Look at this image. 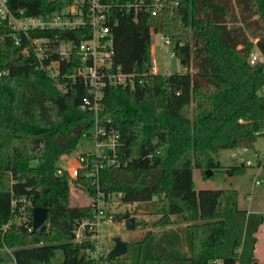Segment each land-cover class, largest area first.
Here are the masks:
<instances>
[{
	"label": "trees",
	"instance_id": "1",
	"mask_svg": "<svg viewBox=\"0 0 264 264\" xmlns=\"http://www.w3.org/2000/svg\"><path fill=\"white\" fill-rule=\"evenodd\" d=\"M125 4L132 0H103ZM153 15L140 10L111 8L113 65L136 72L143 83L134 89L110 85L103 89L101 117L120 132L121 164L99 174L102 194H122L125 202H140L158 217L146 230L125 240L129 264H214L215 247L225 239L227 223L217 210L220 198L236 205L234 189H196L192 177L198 168L222 165L215 155L224 148L250 146L264 136V64L252 66L250 38L264 55V0H161ZM71 0H8L16 14L38 15L60 10ZM238 8V13L235 12ZM230 16V18H228ZM241 22V23H240ZM254 29H248L252 23ZM243 24V25H242ZM171 40L185 71L145 75L151 65V32ZM69 39L78 44L90 28L38 30L31 36ZM249 35V36H248ZM27 41L15 44L0 19V225L8 222L12 199L31 200L28 223H13L3 234L11 253L0 250V260L15 264H48L55 250L61 264H92L86 244L72 241V229L92 206L71 204L70 176L59 172L62 154L76 150L90 134L93 114L80 108L84 81L62 76L79 63L77 57L61 62V75L51 77L40 66ZM47 50L43 59L57 58ZM193 65L196 72L188 68ZM59 84H64L60 88ZM263 131V132H262ZM43 138L35 147L33 138ZM264 165V158L258 165ZM242 166L227 168L241 172ZM75 182L88 197L96 187L79 175ZM47 208L46 227L31 232L32 208ZM173 215L175 217H173ZM121 218V215H117ZM176 224L173 228H167ZM137 226L148 222L138 219ZM234 249L221 264H237ZM264 264V263H261Z\"/></svg>",
	"mask_w": 264,
	"mask_h": 264
},
{
	"label": "built area",
	"instance_id": "2",
	"mask_svg": "<svg viewBox=\"0 0 264 264\" xmlns=\"http://www.w3.org/2000/svg\"><path fill=\"white\" fill-rule=\"evenodd\" d=\"M7 2L8 0H0V19L5 22L8 34L14 39L15 44L19 45L22 39L27 41L37 61H39V66L47 74L57 78L61 75V62L63 60L69 63L72 56L79 60V63L72 68L70 73H65L62 76L72 79L79 77L84 81L86 92L81 100L80 108L93 114L92 131L77 143L76 146L81 149H76L77 152L73 157L74 165L71 167L59 166L58 171H66L71 179H76L79 175L88 178L91 185L96 187L97 194L88 197L87 204L93 208L91 213L79 218L74 223L72 241L78 245L86 244V255L92 260V264H129L128 259L118 260L117 257L110 258L108 256L111 247L105 241V237L112 240V236H106L102 230L104 227L107 228L114 224H122L126 228L125 221L128 217L135 218L134 228H136L137 218L134 212L140 202H125L121 198V192L104 195L99 190L101 170L118 167L121 164L119 154L121 147L120 132L110 124L109 119H102L101 110L103 108L104 87L121 84L134 89L136 85L143 83V78H137L136 72L123 71L120 65H113V42L108 19L110 18V9L116 8V6L121 8L124 6L128 10L132 9L134 17L140 10L149 11L155 15L162 10L163 2L161 0H132L120 4L119 2L111 3L103 0H71L60 10L29 16L23 15L22 11L21 14L14 13L8 8ZM86 27L90 28V36L83 37L78 44L69 39L58 40L57 33L53 39L31 36V32L38 30H82ZM160 39L165 45L172 44L171 40L161 33ZM250 40L253 47L247 55L249 64L252 66L264 64V55L256 44L257 38H250ZM29 47L25 46L21 52L27 54ZM47 50L57 53L58 56L45 64L43 59L47 56ZM169 55H175L173 49ZM155 73L159 72L155 58H152L151 65L144 74L152 75ZM60 85L62 88L65 87L64 84ZM260 93L264 95L263 88ZM251 164L250 160L246 161V165ZM259 183L260 178L256 177L253 184L259 185ZM30 206L31 200L25 197L12 199L10 219L0 225V250L12 255L11 249L4 243L3 234L13 223L26 224L29 222L28 210ZM117 215H121V218H118ZM30 229H32V225ZM122 256L118 258H122ZM213 263L221 264L218 259L213 260Z\"/></svg>",
	"mask_w": 264,
	"mask_h": 264
},
{
	"label": "rangeland",
	"instance_id": "3",
	"mask_svg": "<svg viewBox=\"0 0 264 264\" xmlns=\"http://www.w3.org/2000/svg\"><path fill=\"white\" fill-rule=\"evenodd\" d=\"M238 8L235 7V12L238 13ZM230 18V16H228ZM241 23V22H240ZM243 25V24H242ZM257 23H252L248 29H254ZM249 36V35H248ZM253 39V38H251ZM151 58H155L157 70L162 74H170V72L185 71L175 55L170 56L169 52L173 45H165L159 35L152 34L151 38ZM188 70L191 73L196 72V68L191 65ZM59 87L61 85L59 84ZM62 88V87H61ZM77 147V146H76ZM76 149L80 150V147ZM77 150L69 154H62L59 157L58 165L71 167L74 162L73 157ZM264 158V136L258 135L250 146H241L238 148H224L219 150L215 155V159L222 165L221 168L211 169L212 172L207 176H202L198 168L193 169L192 177L195 182L196 189H234L237 195L236 205L221 197L218 205V211L222 214L223 219L227 223L226 235L222 244L217 246V252L228 254L238 238V261L239 264H256V261L249 262V256L252 254L254 242L259 247V252L262 256L259 262H264V227L262 217L264 215V165L259 164V159ZM250 160L252 165H246V161ZM241 172H231L227 168L231 166H242ZM260 178L259 185H254L253 180ZM76 179L69 180L70 182V201L71 204L86 206L88 196L85 195L82 188L75 182ZM134 215L138 219H143L148 222L145 227L137 226L132 230H127L122 224H114L113 226L103 228L102 233L106 236H120L124 241L139 238L146 230L156 231L160 227L152 226L151 223L158 217L153 215L149 209L145 208L143 203L138 204ZM173 217H175L173 215ZM176 224L170 225L167 228H173ZM105 241L110 247L113 246L112 240L105 237ZM63 253L60 249L55 250V255L48 264H61ZM0 264H15L14 259L5 258L0 260ZM44 264V263H43Z\"/></svg>",
	"mask_w": 264,
	"mask_h": 264
},
{
	"label": "water",
	"instance_id": "4",
	"mask_svg": "<svg viewBox=\"0 0 264 264\" xmlns=\"http://www.w3.org/2000/svg\"><path fill=\"white\" fill-rule=\"evenodd\" d=\"M43 138H33L32 142L34 143V146L36 147L39 142H41ZM212 172L211 169H207L204 171L205 176L209 175ZM231 173V171H230ZM47 208L35 205L32 208V229L31 232H41L46 227V221H47ZM126 228L128 230H132L135 227V218L134 217H128L125 221ZM113 246L109 249L108 256L110 258L120 257L122 255H125L126 245L125 241L120 236H113L112 237Z\"/></svg>",
	"mask_w": 264,
	"mask_h": 264
},
{
	"label": "crops",
	"instance_id": "5",
	"mask_svg": "<svg viewBox=\"0 0 264 264\" xmlns=\"http://www.w3.org/2000/svg\"><path fill=\"white\" fill-rule=\"evenodd\" d=\"M152 34H156V35H159L160 36V33H156V32H151V35ZM150 38H151V36H150ZM151 48V47H150ZM150 56H151V49H150ZM252 163V162H251ZM252 165V164H251ZM217 210H218V206H217ZM262 222H263V225H262V227H264V215H263V217H262ZM225 230H226V228H225ZM225 235H226V232H225ZM236 241V244H238V238H236L235 239ZM256 241V238H255V240H254V242ZM253 242V244L251 245V247H252V254L249 256V262H252V261H256L257 263L256 264H261V263H264V262H259L260 261V258L262 257H260V256H258V255H261V253L259 252V247H257L256 245H255V243ZM216 249H215V254H216V256H217V258L216 259H218L220 262H221V259H222V257H226L228 254L226 253V254H223V253H218L216 250H217V247H215ZM234 249V247L232 246V249L231 250H233ZM235 251L237 252V264H239V261H238V245H236V248H235Z\"/></svg>",
	"mask_w": 264,
	"mask_h": 264
}]
</instances>
